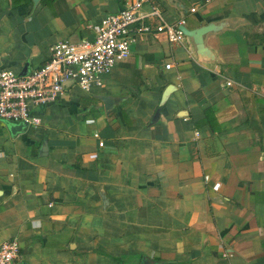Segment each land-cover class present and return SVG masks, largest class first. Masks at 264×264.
<instances>
[{
    "label": "crops",
    "instance_id": "0c3cea01",
    "mask_svg": "<svg viewBox=\"0 0 264 264\" xmlns=\"http://www.w3.org/2000/svg\"><path fill=\"white\" fill-rule=\"evenodd\" d=\"M43 1L0 0V67L37 68L127 0ZM152 6L210 30L139 36L93 95L30 106L15 135L0 120L11 264H264V0Z\"/></svg>",
    "mask_w": 264,
    "mask_h": 264
},
{
    "label": "built area",
    "instance_id": "2783aa9c",
    "mask_svg": "<svg viewBox=\"0 0 264 264\" xmlns=\"http://www.w3.org/2000/svg\"><path fill=\"white\" fill-rule=\"evenodd\" d=\"M147 2L127 0L118 12L104 14L97 24L88 26L90 38L55 41L47 59L24 75L0 67V120L34 124L30 106L56 103L72 89L93 95L103 87L114 65L128 58L129 47L139 36L161 35L169 44L180 43L183 35L179 27L183 21L166 25L156 6L147 16L151 21H146L138 11ZM16 258L14 243L2 242L0 264H11Z\"/></svg>",
    "mask_w": 264,
    "mask_h": 264
},
{
    "label": "water",
    "instance_id": "95a60500",
    "mask_svg": "<svg viewBox=\"0 0 264 264\" xmlns=\"http://www.w3.org/2000/svg\"><path fill=\"white\" fill-rule=\"evenodd\" d=\"M1 17H2V13H0V18ZM179 30L183 36L190 37L193 40H199L200 37L204 33L208 32L210 30V28L209 27H203V28H200L197 30L188 31L183 26H180ZM0 63H1V60H0ZM27 70H28V64L26 63L22 66V68L20 69L18 74L24 75L27 72ZM100 100L105 101L106 98L100 97ZM2 122L4 123L5 127L7 128V130L9 131V133L11 135H15V134L19 133L25 127V124L21 123V122L16 123V124L10 123L6 120H2Z\"/></svg>",
    "mask_w": 264,
    "mask_h": 264
},
{
    "label": "trees",
    "instance_id": "16d2710c",
    "mask_svg": "<svg viewBox=\"0 0 264 264\" xmlns=\"http://www.w3.org/2000/svg\"><path fill=\"white\" fill-rule=\"evenodd\" d=\"M47 1L49 2V1H52V0H44L43 2L46 3Z\"/></svg>",
    "mask_w": 264,
    "mask_h": 264
}]
</instances>
